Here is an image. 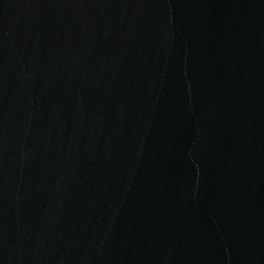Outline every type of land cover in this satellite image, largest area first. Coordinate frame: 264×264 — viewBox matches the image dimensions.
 Masks as SVG:
<instances>
[{"label":"water","instance_id":"1","mask_svg":"<svg viewBox=\"0 0 264 264\" xmlns=\"http://www.w3.org/2000/svg\"><path fill=\"white\" fill-rule=\"evenodd\" d=\"M0 264H264V0H0Z\"/></svg>","mask_w":264,"mask_h":264}]
</instances>
